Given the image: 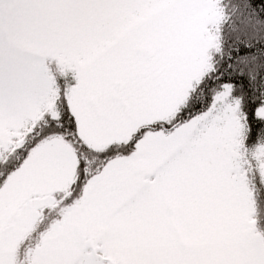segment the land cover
<instances>
[{
  "label": "snow or ice",
  "instance_id": "6c2138e0",
  "mask_svg": "<svg viewBox=\"0 0 264 264\" xmlns=\"http://www.w3.org/2000/svg\"><path fill=\"white\" fill-rule=\"evenodd\" d=\"M0 264H264V0H0Z\"/></svg>",
  "mask_w": 264,
  "mask_h": 264
}]
</instances>
